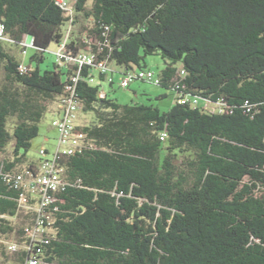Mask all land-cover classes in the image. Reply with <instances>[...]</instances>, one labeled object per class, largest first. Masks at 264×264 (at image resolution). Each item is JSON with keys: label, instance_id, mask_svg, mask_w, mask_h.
I'll list each match as a JSON object with an SVG mask.
<instances>
[{"label": "trees", "instance_id": "obj_1", "mask_svg": "<svg viewBox=\"0 0 264 264\" xmlns=\"http://www.w3.org/2000/svg\"><path fill=\"white\" fill-rule=\"evenodd\" d=\"M86 3L74 0L71 25L79 31L70 32L64 54L92 52L124 71L145 70V58L158 55V86L174 103L165 112L119 105L100 96L83 68L75 95L93 122L76 132L87 147L61 161L65 184L51 205L48 242L31 243L36 214L19 209L21 191L4 175L22 172L46 104L64 94L77 68H39L68 22L54 0H0L11 45L30 36L36 50L35 68L20 74L23 62L0 43L4 262L25 264L40 249L39 264H264V0ZM200 101L221 110L207 113ZM9 239L21 247L7 255Z\"/></svg>", "mask_w": 264, "mask_h": 264}, {"label": "built area", "instance_id": "obj_2", "mask_svg": "<svg viewBox=\"0 0 264 264\" xmlns=\"http://www.w3.org/2000/svg\"><path fill=\"white\" fill-rule=\"evenodd\" d=\"M63 12L65 17L68 18L66 24L63 41L57 46L55 56L57 65L63 67L65 65H72L77 68L74 74L69 78V82L65 86V92L62 96L54 101L56 111L53 114L52 127L57 132V139L55 140L54 150L49 152L47 149L42 148L38 151L39 159L36 162H31L26 165L20 173H6L4 181L13 185L15 189L21 191L18 200L19 209H26V211H33L36 214L35 223L29 233V238L32 242L47 243L44 237L50 230V222L52 218V204L54 203V195L64 187L63 168L60 163L65 157L73 156L75 153L82 151L87 147L85 137L76 132V125L78 113L81 111V104L75 95V85L81 77L83 68H88V81L91 83L94 80V72L97 79L103 76L102 81L108 84L112 83V77L109 78L108 74L115 72L110 69V64L105 60L98 61L96 54L92 52H79L74 57H67L63 50L68 42L69 35L72 28L73 21V5L71 0H54ZM14 44L5 34V26L0 24V43ZM23 49L22 54L26 53L27 47H33V39L28 36L24 41L19 43ZM30 68L21 63L18 66L20 74L27 73ZM181 75L184 73L181 71ZM143 81L159 84V77L150 70H125L121 75L119 86L126 89L134 81ZM101 97L104 93H101ZM192 105L197 104V100L190 101ZM31 203V204H29ZM55 210V209H54ZM5 244V243H4ZM19 245L10 243L7 245V250L15 252ZM24 249L31 250L28 246H22ZM40 249H36L32 253L25 264H39L40 263Z\"/></svg>", "mask_w": 264, "mask_h": 264}, {"label": "rangeland", "instance_id": "obj_3", "mask_svg": "<svg viewBox=\"0 0 264 264\" xmlns=\"http://www.w3.org/2000/svg\"><path fill=\"white\" fill-rule=\"evenodd\" d=\"M74 4V0H71V6ZM92 0H87L86 8L89 9L91 7ZM84 26L86 28L91 27V22L86 21L84 22ZM67 30V28H65ZM79 31V27L71 28V32ZM3 47L8 50L11 54L15 56V58L19 62H23L25 65H30L32 68H35L36 63L30 62L29 59L36 53V50L32 47L26 48V53L23 55V49L18 46H13L9 43L3 44ZM56 44H51L47 50H45L42 54L43 61L39 63V68L41 71L44 70H53V65L57 64L56 62ZM145 70H150L155 77H158L159 73L164 68V63L162 59L158 55L148 56L144 60ZM110 69L120 70L121 68L115 66L114 64H110ZM62 72L65 71V68H61ZM119 73V72H118ZM113 73L114 82L112 85H109L105 81H99L97 79V75L94 72V80L90 84H100L101 88H104L105 94L109 99L115 100L116 103L119 105H132V104H144V105H153L156 106L161 112L167 111L170 106L174 103L175 97L170 94L169 91L162 89L160 86L143 82V81H134L130 84V86L126 89H123L119 86L121 81L120 74ZM3 70L0 67V86L3 82ZM109 78L112 76L111 73L108 74ZM64 78V77H63ZM162 94H166L167 97L156 100V96ZM170 94V95H169ZM199 107L203 108L207 113H215L221 110V106L218 104H210L200 101L198 103ZM47 112L45 113L44 117L40 121L38 127V135L30 142V148L27 150L26 153V160L24 165H28L30 162H36L39 159L38 151L42 148L47 149L49 152L54 150L55 140L57 139L58 135L56 130L52 127V120H53V112L56 111V105L54 102H48L46 104ZM93 122V114L92 113H83L80 111L78 113L76 125L78 127L87 126ZM15 119H9L7 123V131L12 136L13 134V126L15 125ZM14 142L11 140L8 147L6 148L7 154L6 157L11 156L12 148ZM23 210V209H21ZM27 212L26 209L23 210ZM16 223L17 221L14 220ZM6 248L7 245L10 243H14V240L9 239V241L2 242ZM8 251V250H7ZM7 255L12 254V251H8ZM0 264H12V263H5L4 258L0 255Z\"/></svg>", "mask_w": 264, "mask_h": 264}, {"label": "crops", "instance_id": "obj_4", "mask_svg": "<svg viewBox=\"0 0 264 264\" xmlns=\"http://www.w3.org/2000/svg\"><path fill=\"white\" fill-rule=\"evenodd\" d=\"M115 70V69H114ZM119 72V73H118ZM124 72V70L123 69H120V70H115V72H113V73H115V74H120V75H122V73ZM113 73H112V84H113V82H114V78H113ZM110 85V84H109ZM105 89L104 88H102V93H104L105 91H104ZM105 94V93H104ZM171 94V93H170ZM169 94V95H170ZM161 95V94H160ZM160 95H158V96H156V98L157 97H159ZM163 95V94H162ZM172 95V94H171ZM172 96H174V95H172Z\"/></svg>", "mask_w": 264, "mask_h": 264}]
</instances>
